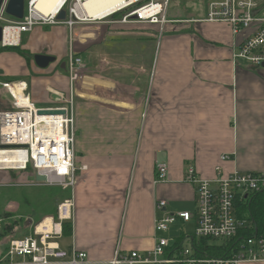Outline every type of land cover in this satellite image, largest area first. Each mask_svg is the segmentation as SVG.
Listing matches in <instances>:
<instances>
[{"label":"crops","instance_id":"0c3cea01","mask_svg":"<svg viewBox=\"0 0 264 264\" xmlns=\"http://www.w3.org/2000/svg\"><path fill=\"white\" fill-rule=\"evenodd\" d=\"M62 2L41 0L38 8L48 14ZM108 20H91L72 30L65 25L43 27L48 30L44 36L64 27L63 33L56 31L58 40L61 35L67 41L61 57L69 53L73 40L80 58H95L94 66L81 73L80 89H86L91 104L108 109L97 114L82 109L81 123L80 109L75 110L77 157L88 170L73 192L72 244L67 246L96 261H110L118 248L122 253L152 249L155 221L164 216L157 202L166 201L168 213L188 211V205L195 211V189L185 180L190 168L210 180L219 167L225 173L264 172V69L233 62L235 38L228 25L199 24L187 36L178 32L163 40L160 27L147 24H117L98 36L80 31ZM171 25L164 27L168 34L169 28H177ZM28 35L23 49L33 56L54 55L50 37L42 43L36 29ZM97 42L126 49L105 58L90 55ZM129 50L133 57L121 60ZM56 62L41 69L15 52H3L0 81L26 83L36 106L56 107L54 92L69 91L67 77L55 72ZM104 64L122 68L124 75L112 67L105 69L111 76L100 75ZM224 156L232 159L223 161ZM162 164L168 167V177L158 183L157 167Z\"/></svg>","mask_w":264,"mask_h":264},{"label":"built area","instance_id":"2783aa9c","mask_svg":"<svg viewBox=\"0 0 264 264\" xmlns=\"http://www.w3.org/2000/svg\"><path fill=\"white\" fill-rule=\"evenodd\" d=\"M11 0H0V47L11 48L22 45L23 36L38 27L65 25L73 29L91 20L77 15L78 7L86 0H63L56 11L43 13L38 8L40 0H26L25 16L22 20L8 15ZM127 5L105 18L122 15L119 24H147L160 26L182 23L169 21L166 11L168 2L157 0H126ZM158 10L152 15L151 11ZM62 11L66 19L59 20ZM98 20V21H103ZM197 24H223L231 28L234 41L233 62L255 69H264V1L261 0H217L207 6L203 19ZM69 63L71 82L81 77L78 66L83 61L73 50L70 40ZM84 72V71H83ZM12 99L13 109L0 111V187L34 188L52 187L69 191L70 195L60 201L56 216L39 221L31 232L19 238H11L0 264H240L264 262V225L262 217L254 219L251 204L259 195H264V172L225 173L220 167L216 178L210 180L199 176L190 168L185 180L196 193V209L168 213V203L159 201L158 212L164 213L155 221V246L145 252L122 253L118 248L110 261L93 260L89 253L64 246V227L74 221L75 201L73 192L84 172L86 164L80 165L76 145L77 127L75 112V89L65 99L61 93L56 107L40 108L30 97L26 83H0ZM71 86V85H70ZM21 96L13 93L12 88ZM44 110L64 111L65 114L45 115ZM223 161L232 156L222 157ZM11 172L27 176L23 182L3 183L1 175ZM156 181L164 182L168 177L165 164L157 167ZM45 177L38 182L35 177ZM250 209V210H249ZM248 213H247V212ZM193 225V233L183 232L178 239H165L163 234L172 226ZM1 228V226H0ZM221 242L223 249L204 245ZM226 256L219 257L218 253Z\"/></svg>","mask_w":264,"mask_h":264},{"label":"rangeland","instance_id":"374dc122","mask_svg":"<svg viewBox=\"0 0 264 264\" xmlns=\"http://www.w3.org/2000/svg\"><path fill=\"white\" fill-rule=\"evenodd\" d=\"M157 1H161V3H164L166 1L168 2L166 15H167V19L169 21H175V20L176 21H182V23L173 24L174 27H177V28H169V34L164 28L162 29L159 26L161 31H160V33H158V35L163 40V39H167L168 35L176 34L178 32H181V34H179L180 37H184V36L189 35L190 33L188 30L194 29L191 27H194L195 25H199V24L195 23L194 20L203 19L205 17V11L207 9L208 4L211 2L217 1V0H157ZM261 1H264V0H261ZM122 20H123V16L117 15L113 19L105 21V23L103 22L104 24L94 23V24L90 25L91 27L81 28L80 31H81V33H84V35H87V36H91V35L98 36V35H101L102 33H104L105 31L106 32L110 31V27L111 28L112 27L117 28L118 26H116V25L119 24L117 22H119V21L122 22ZM122 25H131V24H122ZM173 25H171V26H173ZM202 25H204V27L205 26L207 27V24H202ZM166 26H170V24L166 25ZM144 27H146V26H144ZM198 27H201V26H198ZM36 30H37V40L38 41L45 43L46 37H50L48 42L50 43V46H52V48H53L52 51L55 52V53H53L54 55H50V56H54L57 59V61L59 60L58 57L60 59H62V60L56 62V63H58V66L55 68V72L62 74L63 77H67V79L69 80V85H68L69 91L68 92L64 91V93H61L64 95L65 99H67L69 97L70 90H71V88H73V85H74V89L76 92L75 98L78 97V100L77 101L75 100V110L77 108L80 109L79 123H81V120H82V117H81L82 109L83 110H89L91 108V110H95V112H93V113H96V114L100 111L106 112V110H108L106 107L107 105H104V104L103 105H101V104L100 105L99 104L93 105L89 102L92 100L88 99L85 92H83V91H86V89H83V88L80 89V83H81L80 78L77 79L72 85L70 63H69V53L66 54V57H61L66 52L67 41L65 42V40H62L61 35H60V39L58 40L57 39L58 33L56 32V31H58L60 33L61 32L63 33L65 31L64 27H62V26L57 27L56 30L54 31V33L51 34L50 36H44V35L48 34L47 33L48 30H45V28L43 29V27H38V28H36ZM138 32L145 34L146 32H148V30L145 32H140V31H138ZM27 37H29L28 34H25L23 36V40H22L23 44L26 43ZM100 44L101 43L97 42V44L94 45L90 49L91 50L90 55L93 54L95 56H100L102 58H105V56H109V55H119L121 53V51L126 49V48H121V46L120 47L117 46L114 49L113 47H109V45H105V47H104ZM69 48H70V45H69ZM144 50L147 52L150 49L144 48ZM133 55H134L133 52L129 50L120 58H121V60L122 59L129 60V58H132ZM81 59L83 61V64H82V67L78 66L77 68H75V70L78 69L75 77L78 75H81V73L83 71H87L88 67H86V66L93 67L95 64L94 63L95 58L93 56L82 55ZM101 65H97V66L99 67ZM97 66H95L96 70H97V68H96ZM108 67H112L114 69L116 68L115 66H111L109 64L108 65L104 64V71H101L100 75L101 74L106 75V76L109 75L105 71V69ZM116 69H118V72H120L117 75H119V74L124 75V73H122V71H121L122 68H116ZM95 76H98V75H95ZM109 76H111V75H109ZM97 80L95 79L94 81H97ZM78 86H79V89L77 90ZM111 90H115V89H111ZM120 90H121V88H118V91H120ZM76 95H78V96H76ZM53 101H55L57 104V99L54 98ZM117 109H120V108H117ZM111 111H112V113L115 112V110H111ZM132 130H135V129H132ZM1 177H2L1 180L3 183H10V182H13V180H15L14 176L11 174L1 175ZM26 179H27L26 175L25 176L20 175V176H18V179L16 181L23 182ZM34 188H36L35 191H32V190L19 191V190H12V187H5V185L3 187H0V218H3V219L6 218L5 220H8V222L10 221L9 223H11V220H16L18 222L16 227H14L13 235H11L12 239L22 237L24 235V233L31 232V229L39 221H41L42 219L53 214V213L47 214V212H45L44 210H42L39 207H37V210H40V211H37V213H34L33 211L31 213H29V211H27V209L23 207L24 204L30 205V203H34L35 200L37 199V206H38V204H39L38 197L45 193V195L47 196L48 201H49V203L53 209L56 210V207L59 205L58 202L60 201L61 196L56 195V196L51 197V194L53 192H48L49 190H53L55 188H52V187H34ZM29 201H30V203H28ZM184 208H186L188 210V212H190V213L194 212L193 205H188ZM194 230H195V227L193 225H188L186 227H184L182 225L172 226L168 232L163 234V237L165 239H175V238L180 237L181 232H183V231H185L187 233H193ZM9 237L10 236L5 237V238L0 240V255H2L5 248L7 247ZM61 242L64 246L72 244L71 238H69V237L64 238V240H62ZM215 244L221 245V242H215Z\"/></svg>","mask_w":264,"mask_h":264},{"label":"trees","instance_id":"16d2710c","mask_svg":"<svg viewBox=\"0 0 264 264\" xmlns=\"http://www.w3.org/2000/svg\"><path fill=\"white\" fill-rule=\"evenodd\" d=\"M3 52H15V53L19 54L20 56H22L23 58H25L28 63L35 60L34 59L35 56H33L30 51L23 49L22 45L20 47H11V48L0 47V54ZM12 81L13 80H5L3 82L2 81H0V82L1 83H12ZM0 88H2V87H0ZM10 98L11 97L9 96L8 93L5 94L2 91H0V111H9V110L13 109L12 99H10ZM10 174L13 175L15 178V180H13V181H16L18 179V176L21 175L20 173H17V172H11ZM12 190H19V191L32 190V191H35L36 188H13L12 187ZM48 192H53L51 194V197L56 196V195L61 196L60 201L66 199L70 194L69 191H63L60 188H55L53 190H49ZM38 201H39L38 206H37V199H36L34 203H30V201H29L28 203H30V205L24 204L23 207L26 208L27 211H29V213H31L32 211L34 213H37V211H40V210H37V207H39L42 210H44L45 212H47V214L53 213L50 216H56L57 215L58 206L56 207V210L53 209L51 207L45 193L38 197ZM59 202H58V204H59ZM250 208H251V211L253 212L254 219L257 220V217H262V222L260 221V224L264 225V195L257 196V198L252 202ZM5 219L6 218H4V219L0 218V226H1V228H0V240L5 238V237L10 236L8 238V242H9V240L11 239V235H13V233H14V227H16L18 222L16 220H11V223H9L10 221L8 222V220H5ZM72 234H73V224L72 223H66L65 227H64L65 237H71ZM203 242H204V245H207V246L217 247L219 249L224 248V246H222L220 244H215V242H214V244H208V240H205ZM6 248H5L4 252L2 253V255L6 252ZM226 251L223 252V250H222L221 253H218V256L219 257L226 256V254H228V253H226ZM2 255H0V258Z\"/></svg>","mask_w":264,"mask_h":264},{"label":"bare ground","instance_id":"6f19581e","mask_svg":"<svg viewBox=\"0 0 264 264\" xmlns=\"http://www.w3.org/2000/svg\"><path fill=\"white\" fill-rule=\"evenodd\" d=\"M126 5V0H86L84 3H81L79 5L77 15L81 19L82 17H84L88 20L93 21L103 20L113 15L116 11L120 10V8H124ZM57 9L58 8H53L51 11H56ZM51 11H49V13ZM157 11L158 10L151 11L148 14L152 15V13H155ZM11 88L13 90V93L21 100V96L14 90L13 87Z\"/></svg>","mask_w":264,"mask_h":264},{"label":"water","instance_id":"95a60500","mask_svg":"<svg viewBox=\"0 0 264 264\" xmlns=\"http://www.w3.org/2000/svg\"><path fill=\"white\" fill-rule=\"evenodd\" d=\"M25 7H26V0H11L7 9L8 15H10L13 18L22 20L25 16ZM59 20H65L66 19V12L62 11L60 15L58 16ZM1 30H0V41H1ZM80 42H83L81 40ZM150 53L151 51H147ZM36 65L41 68V69H47L51 64L55 63L57 59L54 56L50 55H43V54H38L34 58ZM264 68V66H263ZM5 93L8 91L5 89ZM40 114H45V115H57V114H65L64 111H57V110H44L41 111ZM35 179L38 182H45L46 179L45 177L41 176H36Z\"/></svg>","mask_w":264,"mask_h":264}]
</instances>
